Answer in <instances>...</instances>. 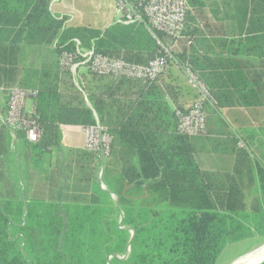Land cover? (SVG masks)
<instances>
[{
  "label": "trees",
  "instance_id": "trees-1",
  "mask_svg": "<svg viewBox=\"0 0 264 264\" xmlns=\"http://www.w3.org/2000/svg\"><path fill=\"white\" fill-rule=\"evenodd\" d=\"M51 1L0 0V89L34 90L42 129L32 144L0 124V264H218L227 249L264 244V0H188L176 62L154 82L88 70L78 79L62 56L82 62L78 41L145 66L171 45L167 35L158 33L160 45L143 24L67 27ZM186 66L217 101L206 106L208 134L220 129L211 150L234 157L217 172L201 171L176 134V111L190 107ZM98 122L113 139L110 159L82 153L75 171L64 175L60 164L49 173L45 159L62 150V126ZM166 132L168 160L150 143ZM135 152L143 162H132ZM22 154L33 157V172L22 169Z\"/></svg>",
  "mask_w": 264,
  "mask_h": 264
},
{
  "label": "built area",
  "instance_id": "built-area-1",
  "mask_svg": "<svg viewBox=\"0 0 264 264\" xmlns=\"http://www.w3.org/2000/svg\"><path fill=\"white\" fill-rule=\"evenodd\" d=\"M58 2L59 0H54ZM118 22L143 24L151 36L159 43L158 33L167 35L172 43L163 46V55L151 60L145 66L126 63L115 59L94 54L80 49L76 41L77 53L83 61L76 62V54H64L61 64L68 67L74 76H79L82 70H88L101 77L116 79L139 80L154 82L165 73L175 61L174 53L179 48L183 38L188 12L191 10L188 0H113ZM184 76L188 85L195 91L197 98L187 111H176V132L185 138L192 139L207 134L208 112L206 106L216 107L217 101L212 96L209 87L189 67L184 68ZM1 92L3 89H0ZM7 112L0 117L2 125L15 133H25L26 139L36 144L42 137V129L38 123L36 106L28 108L30 102L36 99L34 90L18 87L6 90ZM85 135V150L94 153L103 162L110 159L112 154V136L108 127L100 124L83 128ZM242 145V144H241ZM102 174H100L101 176Z\"/></svg>",
  "mask_w": 264,
  "mask_h": 264
},
{
  "label": "crops",
  "instance_id": "crops-1",
  "mask_svg": "<svg viewBox=\"0 0 264 264\" xmlns=\"http://www.w3.org/2000/svg\"><path fill=\"white\" fill-rule=\"evenodd\" d=\"M50 11L52 15L56 19H62L63 17L67 18V27H89L96 30H104L108 28L109 26L115 24L118 22V17L115 12V3L113 0H59L58 2H55L54 0L50 3ZM209 18L211 19V16L209 15ZM212 20V19H211ZM214 24V23H213ZM216 27V26H214ZM209 35V34H208ZM210 36V35H209ZM81 72H85V70H82ZM181 75V74H180ZM182 76V75H181ZM184 80V86L187 87L188 90L183 95L184 101H186L189 106H191L193 102V96L195 95V91L191 89V87L188 85L185 76H182ZM0 117L4 116L7 112V99H6V93H2L0 90ZM36 106V101L30 102L28 105V108ZM210 109L214 107H208ZM207 108V112L209 115V110ZM220 112V111H219ZM221 115L223 118L229 121L228 119V113L226 110H222ZM1 124V122H0ZM2 125V124H1ZM214 127L211 128L213 132H209L208 134V127H207V135L203 137H199L196 139H186L187 146L192 150L194 162L198 166V168L201 171H208V172H217L219 170L224 169L225 167H230L233 165V156H222L220 153L214 152L211 146V141L220 139V137L216 134V130H220L219 127H216V125H213ZM14 133V132H13ZM62 134H63V141H62V150L60 151H53L49 155H47L45 159L44 167L51 173L52 175L55 172L58 174V166L60 164L63 165L64 172L68 174L67 172L69 169H72V171L76 170V165L79 162V155L82 153H90L85 150V135L83 131V127L79 126H62ZM177 135H179L176 132ZM180 136V135H179ZM12 137L14 138V134H12ZM183 137V136H182ZM155 137H153V140H151V144L157 149H160L162 151H166L165 156H169V148L173 147L174 139L173 135H171L170 132H166V136L164 138H161L159 143L157 144V141L154 140ZM240 143L239 147L244 148V145ZM13 147L17 150L19 153L22 152V144L19 142V140L12 143ZM153 154V153H150ZM23 158H21L22 162V169L29 170L30 172L34 171V164H33V157H31L28 154H22ZM155 157L157 155H154ZM146 157L145 153L143 152H135V159L132 160V162H136L137 160L144 161V158ZM18 162H20V158L16 159ZM150 162V160H147ZM157 166V163H156ZM29 167V168H27ZM24 170V171H25ZM153 170L152 167H149V171L151 172ZM155 170V168H154ZM162 170V167H161ZM69 179L73 178V172L71 173V177H68ZM36 182V179L33 180ZM33 182V183H34ZM45 184L48 186V184Z\"/></svg>",
  "mask_w": 264,
  "mask_h": 264
},
{
  "label": "rangeland",
  "instance_id": "rangeland-1",
  "mask_svg": "<svg viewBox=\"0 0 264 264\" xmlns=\"http://www.w3.org/2000/svg\"><path fill=\"white\" fill-rule=\"evenodd\" d=\"M77 78L79 79V76H77ZM29 168V167H27ZM25 170V168H24ZM7 187L5 186L4 189H6ZM264 244L262 245H257V246H251V247H247L246 244H239L234 248L231 249H227L221 256V258L218 261V264H237L238 262H241L242 260L246 259L250 254L253 253L254 251H258V249L260 247H262ZM249 251V252H248ZM246 252H248L246 255H244ZM244 255V256H243ZM248 255V256H247ZM251 255V254H250ZM244 258H243V257ZM246 256V257H245ZM243 258V259H241ZM241 259V260H240ZM240 260V261H238ZM238 261V262H237ZM236 262V263H235Z\"/></svg>",
  "mask_w": 264,
  "mask_h": 264
},
{
  "label": "bare ground",
  "instance_id": "bare-ground-1",
  "mask_svg": "<svg viewBox=\"0 0 264 264\" xmlns=\"http://www.w3.org/2000/svg\"><path fill=\"white\" fill-rule=\"evenodd\" d=\"M263 258H264V249L252 253L246 259L242 260L241 262H238L237 264H256L259 260H262Z\"/></svg>",
  "mask_w": 264,
  "mask_h": 264
},
{
  "label": "water",
  "instance_id": "water-1",
  "mask_svg": "<svg viewBox=\"0 0 264 264\" xmlns=\"http://www.w3.org/2000/svg\"><path fill=\"white\" fill-rule=\"evenodd\" d=\"M262 249H264V245H263L262 247H260L258 250L261 251ZM254 252H256V251H254ZM254 252H253V253H254ZM250 254H252V253H250ZM250 254H248V255H250ZM248 255H247V256H248ZM245 257H246V256H245ZM243 258H244V257H243ZM243 258H241V259H243ZM238 261H239V260H238ZM238 261H237V262H238ZM235 263H236V262H235ZM263 263H264V258H263L262 260H259L256 264H263Z\"/></svg>",
  "mask_w": 264,
  "mask_h": 264
}]
</instances>
